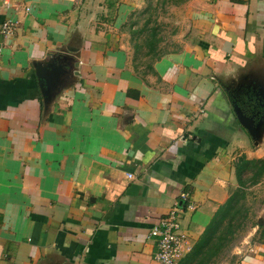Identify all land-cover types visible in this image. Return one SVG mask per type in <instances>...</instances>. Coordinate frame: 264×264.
Here are the masks:
<instances>
[{
  "label": "crops",
  "instance_id": "1",
  "mask_svg": "<svg viewBox=\"0 0 264 264\" xmlns=\"http://www.w3.org/2000/svg\"><path fill=\"white\" fill-rule=\"evenodd\" d=\"M141 1L0 0V264H157L153 227L179 208L191 249L263 156L231 87L262 89L264 0H188L148 71L123 26Z\"/></svg>",
  "mask_w": 264,
  "mask_h": 264
},
{
  "label": "rangeland",
  "instance_id": "2",
  "mask_svg": "<svg viewBox=\"0 0 264 264\" xmlns=\"http://www.w3.org/2000/svg\"><path fill=\"white\" fill-rule=\"evenodd\" d=\"M187 1L142 0V4L139 7L131 9L128 13L124 29L128 36H130L131 32L128 31L127 26L131 24V30L135 31L134 42H142L143 38L150 33V28H155L157 30V37L160 39L158 51L162 52L167 48L175 47L173 42L171 44L172 40H170V37H173L177 32L176 27H179V24L175 25L174 22L175 10L180 12L181 8L179 6L185 4ZM176 7L177 9H175ZM148 62L149 56L143 57L142 63ZM255 81L262 84L260 87L262 89L258 92L263 93L264 82L260 77ZM236 83L232 82L233 86L231 88L233 90L231 92L238 97L243 92L236 88ZM243 89L249 88L244 87ZM260 93L258 95H261ZM259 128L261 129L258 130L255 141L264 138V119L260 121ZM262 157H264V154ZM259 165L256 167V170H245L241 176L247 181L252 176V172L257 176L262 171L258 175V182L248 185L249 181H247L246 186H238L239 191L232 192L233 196L235 194L232 202L224 206L225 213L222 211L220 217L218 216L219 224L216 234H214V240H216L217 236H222L221 238L225 239L223 242L226 243V246L213 258L215 264H230L235 262L241 253H249L252 249H258V247L264 248V169L262 168L264 165L262 163Z\"/></svg>",
  "mask_w": 264,
  "mask_h": 264
},
{
  "label": "trees",
  "instance_id": "3",
  "mask_svg": "<svg viewBox=\"0 0 264 264\" xmlns=\"http://www.w3.org/2000/svg\"><path fill=\"white\" fill-rule=\"evenodd\" d=\"M108 1L111 3V5H113V0ZM123 26L125 28V25ZM127 29L131 32L130 42L133 45L135 51H137L136 55L140 53L138 59L139 61L136 64L138 65L139 63H142L143 57L149 56V62L142 63L141 66L143 67V69H147V71L152 70V62L159 58L161 55V52L158 51V42L160 39L157 37V30L155 28H150V33L143 38L142 42H134L135 31L133 29L131 30V24L127 26ZM232 100L244 114H252L255 125L263 120L262 116L264 114V97L262 95L254 93L252 98H247L246 96L242 95V97L238 96L237 99L235 97ZM261 163L264 165V157L253 159H247L244 156L239 157L238 162L234 165L238 186H246L247 184L253 185L258 182V175L261 174L262 171L257 176L254 174V172H252V176L249 178V180H247L249 181L247 184V181L244 180L241 176L247 169L256 170V167ZM259 166L261 167V165ZM262 168L264 169V166H262ZM238 186L233 190V192L239 191ZM234 197L235 194L233 196V194L231 193L227 201L217 210L203 234H201L199 239L195 242V244L187 252V254L180 258L178 264H215L213 258H215L219 254V252L226 246V243L223 242L225 239L221 238L222 236H217L216 240H214V234H216L217 226L219 224L218 219L222 211L223 213H225L224 206L231 203Z\"/></svg>",
  "mask_w": 264,
  "mask_h": 264
},
{
  "label": "built area",
  "instance_id": "4",
  "mask_svg": "<svg viewBox=\"0 0 264 264\" xmlns=\"http://www.w3.org/2000/svg\"><path fill=\"white\" fill-rule=\"evenodd\" d=\"M14 24L11 20H6L0 26V55L3 50V37L11 35ZM181 198L187 200L186 193H182ZM192 208V205H188ZM179 208L174 207L161 220L159 225L153 227L151 235L157 238L154 260L157 264H176L177 261L190 250L186 246V236L181 232L178 222Z\"/></svg>",
  "mask_w": 264,
  "mask_h": 264
},
{
  "label": "water",
  "instance_id": "5",
  "mask_svg": "<svg viewBox=\"0 0 264 264\" xmlns=\"http://www.w3.org/2000/svg\"><path fill=\"white\" fill-rule=\"evenodd\" d=\"M233 111L237 117L239 124L244 129H246L248 134L255 140L257 138L256 136L259 130V123L255 125L253 118L243 114L237 106L233 107Z\"/></svg>",
  "mask_w": 264,
  "mask_h": 264
}]
</instances>
